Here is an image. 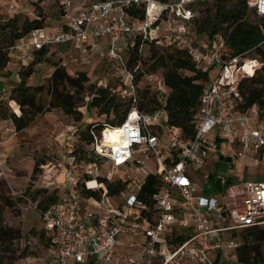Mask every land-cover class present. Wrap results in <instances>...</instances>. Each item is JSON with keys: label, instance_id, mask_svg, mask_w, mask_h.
Here are the masks:
<instances>
[{"label": "built area", "instance_id": "1", "mask_svg": "<svg viewBox=\"0 0 264 264\" xmlns=\"http://www.w3.org/2000/svg\"><path fill=\"white\" fill-rule=\"evenodd\" d=\"M54 1L62 12V25L50 31L32 29L10 51L70 44L105 60L108 73L123 74L120 94L134 100L135 74L143 69L140 63L127 65L123 44L131 48L138 39L140 47L144 42L184 47L210 77L199 96L191 135L168 123L163 105L152 111L132 106L119 125H105L94 135L91 149L99 164L133 170L124 178L123 189L112 196L95 176L100 171L97 162L84 169L88 176L84 186L100 188L98 197L74 193L40 208L24 189L12 190L24 208L38 213L50 235L44 259L49 264H69V260L121 264L114 258L121 243L117 236L133 233L141 239L128 243L136 253L125 257L126 264H229L235 260L240 231L264 223V181L228 182L227 174L245 153L264 161V123L255 104L242 107L239 90V82L257 70L249 74L244 68L256 60L249 58L253 48L225 58L221 34L204 43L193 39L190 4L210 0H144L148 4L142 18H131L124 11L137 0H93L81 5L74 0ZM246 3L264 15V0ZM102 37L104 45L99 42ZM221 162L228 164L226 170L216 168ZM4 164L0 159V179L6 178ZM208 164L210 170L203 169ZM148 174L159 182L149 199L139 193ZM205 189L210 193H204Z\"/></svg>", "mask_w": 264, "mask_h": 264}, {"label": "trees", "instance_id": "2", "mask_svg": "<svg viewBox=\"0 0 264 264\" xmlns=\"http://www.w3.org/2000/svg\"><path fill=\"white\" fill-rule=\"evenodd\" d=\"M30 1L35 6H42L40 0ZM210 1H213L215 11L209 37L212 38L216 33L224 37L225 46L222 57L228 58L252 48V51L248 52L249 56L252 52L259 55L262 66L252 76L239 82V90L243 96L242 107L246 108L255 104L264 123V43H261L264 39V15H258L252 9L258 17L253 23L248 19L249 8L246 0H236L234 5L228 9L222 7L223 0ZM207 2H198L195 5H203ZM124 11L131 18H142L144 4L131 2L124 7ZM59 13L62 19L61 10ZM23 14L21 11H13L12 15L0 18V36H2L0 39V70H4L9 61L10 46L27 35L30 30L46 27L44 26L46 19L40 9L34 10L32 18ZM200 31V29L194 30L197 33ZM123 45L127 65L132 66L140 63L141 68L148 74L158 72L161 81L167 88L166 92L151 91L150 84L139 86L137 82L143 73L138 71L135 74L137 94L134 100L133 97L121 95L117 88L113 89L107 85L95 86L90 82L86 71L78 70L70 73L65 66L61 65V62H57L52 63L54 68L46 80L48 98L44 101L41 98L42 85L34 86L27 83V79L34 72V66L46 60L49 47L43 46L40 49L31 50L33 52L32 60L25 67L20 68V80L10 89L11 104L13 105V101H15L19 106L17 109L19 112L8 115L0 101V118H10L15 131L27 128L40 113L53 108H60L65 114L79 120L81 112L78 111V106L80 101L87 97L86 106L95 107L98 115L104 117L89 122L85 128L81 129L79 143L70 151V156L74 162L83 160L91 164L100 162L94 157L91 149L94 135H98L105 125H119L132 106L139 110L152 111L163 105L167 112L168 123L180 127L186 135H191L197 121L199 96L210 77L209 72L198 67L184 47L144 42L143 45H147V47L143 50V45L140 47L139 39L135 40L131 48H127L126 44ZM39 164V160H37L32 167L30 175L32 179L40 172ZM105 168L108 169L107 166ZM216 168L227 169L225 163H217ZM95 176L99 182L105 184L107 193L111 196L123 189L127 183V180L121 176L109 178L108 174L100 171ZM82 177L83 179L76 180L74 177L71 180L72 185L76 187V195L98 197L100 188L84 186V180L88 177L85 170L82 171ZM230 181H234V177L229 176L228 182ZM158 184L156 176L148 174L141 184L140 195L149 199L157 190ZM215 187L217 188L218 185ZM24 192L33 201H36L40 208H44L60 198L54 191L48 192L46 188L35 190L25 188ZM204 193L208 194L210 190L205 189ZM3 202L6 207L8 201ZM22 202L20 198L16 197L17 204L21 205ZM3 205H0V264H13L14 260L24 254L23 252L21 255H16L12 249L13 242L20 239L22 233L17 227L4 224ZM183 238L184 236L178 237L180 240ZM239 238L241 243L237 248V257L229 264H264V223L261 227L251 226L242 229ZM39 239L43 245L47 246L50 235L44 228L39 234Z\"/></svg>", "mask_w": 264, "mask_h": 264}, {"label": "rangeland", "instance_id": "3", "mask_svg": "<svg viewBox=\"0 0 264 264\" xmlns=\"http://www.w3.org/2000/svg\"><path fill=\"white\" fill-rule=\"evenodd\" d=\"M90 1L93 0H87V3ZM166 1L172 3L175 0ZM235 1L223 0L222 7L224 9L231 8ZM40 3H42L41 7L35 6L30 0H0V18L12 15L13 11H21L24 13L23 15L32 18L34 10L38 8L46 19L44 22L45 30L52 26L60 27L62 19L55 1L40 0ZM81 3L79 2L78 5ZM135 3H143L146 6L148 1L137 0ZM190 8L193 14V20L191 21L193 39L201 43L208 42L211 39L209 30L213 23L215 11L213 1H208L203 5L190 4ZM248 8V19L254 23L258 17L249 6ZM195 29H200L201 31L197 33L194 32ZM146 47L147 45H143V50ZM31 50L26 49L25 52L23 48L12 50L6 68L0 70V101L2 102V108L8 115L19 112L17 111L19 108L18 104L15 101H13V105L11 104L12 99L9 98L10 89L20 80V68L25 67L32 60L33 52ZM65 50L67 53L69 52L67 47H65ZM65 50L59 46L49 47L46 54L47 61L43 60L36 64L34 72L27 79L28 84L34 86L42 85V100L46 101L48 98L45 86L46 80L54 68L52 63L57 62H61V65L65 66L70 73L78 70L86 71L90 82L95 86L107 85L113 89H119L120 83L124 79L123 74L116 73L114 75L113 72L108 73L106 63L97 57H90L85 52L64 55L63 52ZM21 52H24V54L16 55V53ZM249 58L256 59V61L260 60L259 55L255 52H252ZM260 63L262 65V62ZM256 67L261 66L253 62L248 65L247 70L252 71ZM142 73V77L137 82L139 86L150 84L151 91H160L162 93L167 91L158 72L148 74L145 70H142ZM87 103V97L80 101L78 111L81 112V117L79 120H75V118L65 114L60 108H53L44 110L27 128L20 131H15L10 118H0V134L5 137L0 138V140H3L0 146V159L5 160L4 169L6 174L5 179H0V205H3V201H8L6 207L3 205L4 224L17 227L22 233L21 238L13 242L12 249L16 255H21L24 252L21 257L13 261V264H49L44 259L46 246L39 239V234L43 231L41 218L33 209H26L22 204H17L12 190L46 188L48 192L54 191L59 197L64 195L73 196L76 192V187L72 185L71 179L74 177L76 180L83 179L82 171L91 163L83 160L74 162L70 156V151L79 143L81 129L85 128L89 122L104 117L98 115L95 107H87ZM6 126H9L10 130L5 131ZM37 160L40 163V172L32 179L30 177L31 170ZM225 165L228 167L227 163ZM99 167L101 169L100 172L108 174L110 177L121 176L126 178L128 174H133V170H129L124 166L107 169L99 164ZM210 168L211 165L208 164L203 169L210 170ZM227 174L234 177V182H243L245 180L264 181V161L263 159L260 160L259 157L254 158L249 153H245L238 160L236 167H231ZM198 180L200 181L199 185H201L202 177L198 176ZM123 236L124 234L122 233ZM140 239V235L126 233L124 238L120 239L121 247H119L120 245L117 246V251L123 249L122 252L125 256L135 255L136 249H129L128 243L132 240L140 241Z\"/></svg>", "mask_w": 264, "mask_h": 264}, {"label": "crops", "instance_id": "4", "mask_svg": "<svg viewBox=\"0 0 264 264\" xmlns=\"http://www.w3.org/2000/svg\"><path fill=\"white\" fill-rule=\"evenodd\" d=\"M75 4L78 5L79 2H82L81 4H88L87 3V0H74ZM79 4V5H81ZM57 26V25H56ZM53 27V26H52ZM52 27H49L47 30L50 31ZM106 41V38L102 37L99 39V42L101 45H104V42ZM88 43L85 45L86 47H88ZM59 47H62L64 50H65V47H67L69 49V52L67 53L66 50L63 52L64 55H67V54H79L81 53L82 51L81 50H77V49H74L70 44H62V45H58ZM25 52V50H24ZM24 52H21V53H16L17 56L21 55V54H24ZM102 62L106 63V67L108 66V63L105 61V60H101ZM9 128V127H8ZM10 129V128H9ZM6 131V130H5ZM0 138H5L3 134H0ZM3 143V140H0V146L2 145ZM125 236V234H124ZM124 236L122 237V234H119L117 236V239H123ZM121 242V241H120ZM121 244V243H120ZM120 244H118L117 246H119ZM117 246H116V252L114 254V258L119 261L121 264H126V256L123 254V249H121L120 251H117ZM121 247V245L119 246ZM136 251V250H135ZM136 253V252H135ZM69 264H76L74 263L72 260H69ZM86 264H89L88 262H86Z\"/></svg>", "mask_w": 264, "mask_h": 264}, {"label": "bare ground", "instance_id": "5", "mask_svg": "<svg viewBox=\"0 0 264 264\" xmlns=\"http://www.w3.org/2000/svg\"><path fill=\"white\" fill-rule=\"evenodd\" d=\"M253 62H256V63H258V66H261V63L259 62V61H254V60H252V61H250V62H247L245 65H244V68H245V70L249 73V74H251V73H253V71L255 70V69H258L259 67H256L255 69H253L252 71H248L247 70V67H248V65H250L251 63H253ZM116 132H111V136H113V137H115L116 136V134H115ZM90 185H93L92 183H90Z\"/></svg>", "mask_w": 264, "mask_h": 264}]
</instances>
